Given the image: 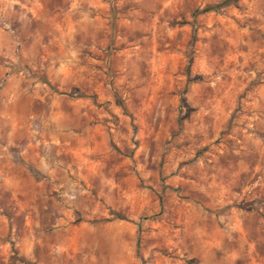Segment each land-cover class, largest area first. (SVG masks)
I'll return each mask as SVG.
<instances>
[{
	"label": "rangeland",
	"instance_id": "374dc122",
	"mask_svg": "<svg viewBox=\"0 0 264 264\" xmlns=\"http://www.w3.org/2000/svg\"><path fill=\"white\" fill-rule=\"evenodd\" d=\"M224 1L0 0V264H264V0Z\"/></svg>",
	"mask_w": 264,
	"mask_h": 264
},
{
	"label": "trees",
	"instance_id": "16d2710c",
	"mask_svg": "<svg viewBox=\"0 0 264 264\" xmlns=\"http://www.w3.org/2000/svg\"><path fill=\"white\" fill-rule=\"evenodd\" d=\"M236 1L237 0H225L223 3H221L219 5L207 6V7H205V10H217V9H219V7H223V6L233 4ZM111 30H112V33H114V16L111 18ZM107 65H108V63H107ZM109 88H110V91L112 92L113 96L117 100V102L119 104H121V99L118 96L117 91L112 87V85H109Z\"/></svg>",
	"mask_w": 264,
	"mask_h": 264
}]
</instances>
